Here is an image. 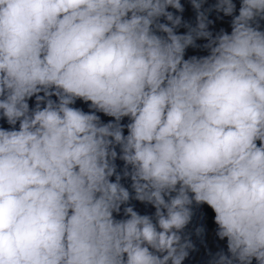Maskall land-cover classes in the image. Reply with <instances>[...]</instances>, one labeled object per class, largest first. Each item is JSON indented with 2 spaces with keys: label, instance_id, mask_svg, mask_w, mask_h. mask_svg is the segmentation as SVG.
Segmentation results:
<instances>
[{
  "label": "clouds",
  "instance_id": "1",
  "mask_svg": "<svg viewBox=\"0 0 264 264\" xmlns=\"http://www.w3.org/2000/svg\"><path fill=\"white\" fill-rule=\"evenodd\" d=\"M0 122V264H264V0H0Z\"/></svg>",
  "mask_w": 264,
  "mask_h": 264
},
{
  "label": "water",
  "instance_id": "2",
  "mask_svg": "<svg viewBox=\"0 0 264 264\" xmlns=\"http://www.w3.org/2000/svg\"><path fill=\"white\" fill-rule=\"evenodd\" d=\"M182 3H185V0H181ZM235 2L237 3V6H239V0H235ZM187 7V6H186ZM185 18L187 19H191L194 23V13L191 11V9L189 8L188 10H186V12L184 13ZM231 18H225L224 21L221 22H217L216 24V29L218 30L220 27H224L225 29H227L228 31H230V26L228 21ZM202 42V41H201ZM193 54H197V55H205L206 52L203 51H199V50H193V49H189L188 50V55H193ZM125 122H127V118H125Z\"/></svg>",
  "mask_w": 264,
  "mask_h": 264
}]
</instances>
